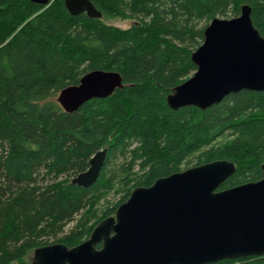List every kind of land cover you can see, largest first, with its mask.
<instances>
[{
  "label": "trees",
  "instance_id": "obj_1",
  "mask_svg": "<svg viewBox=\"0 0 264 264\" xmlns=\"http://www.w3.org/2000/svg\"><path fill=\"white\" fill-rule=\"evenodd\" d=\"M91 1L102 18L71 15L64 0H0V264L81 243L134 188L192 166L235 162L220 190L262 177L264 91L230 93L205 110H174L167 96L197 70L191 55L213 18L248 4L264 36V0ZM95 69L120 72L124 87L65 112L60 91ZM105 147L98 180L72 183ZM211 264H264V255Z\"/></svg>",
  "mask_w": 264,
  "mask_h": 264
},
{
  "label": "water",
  "instance_id": "obj_2",
  "mask_svg": "<svg viewBox=\"0 0 264 264\" xmlns=\"http://www.w3.org/2000/svg\"><path fill=\"white\" fill-rule=\"evenodd\" d=\"M48 6L52 0H28ZM71 15L103 14L91 0H64ZM197 70L167 96L174 109L205 110L241 90L264 91V36L254 25L252 8L241 6L231 18L215 17L202 44L191 55ZM124 87L118 71L95 69L78 84L62 89L57 101L67 113L93 98ZM107 157L97 151L89 167L72 178L94 184ZM257 181L218 189L237 171L235 162L217 159L136 187L113 215L90 236L69 247L56 242L35 248L31 264H211L264 255V160Z\"/></svg>",
  "mask_w": 264,
  "mask_h": 264
},
{
  "label": "rangeland",
  "instance_id": "obj_3",
  "mask_svg": "<svg viewBox=\"0 0 264 264\" xmlns=\"http://www.w3.org/2000/svg\"><path fill=\"white\" fill-rule=\"evenodd\" d=\"M107 24H111V25H115V26H118V27H121V28H128L132 25L133 21L131 20H122L120 18H104L103 19ZM76 176V175H75ZM73 176V177H75ZM72 177V178H73ZM120 197V194L118 195H111V197H109L110 201H116V199H118ZM72 226V224L70 226H68L67 228L69 229L70 227ZM67 229V230H68ZM33 252L34 250H32L29 254H28V257L27 259H31L32 256H33Z\"/></svg>",
  "mask_w": 264,
  "mask_h": 264
}]
</instances>
